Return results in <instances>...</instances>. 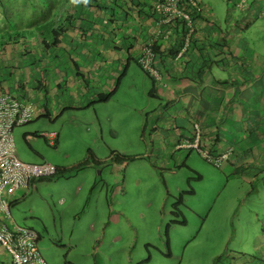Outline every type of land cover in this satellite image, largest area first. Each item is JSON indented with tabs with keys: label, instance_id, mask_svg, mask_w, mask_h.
Masks as SVG:
<instances>
[{
	"label": "rangeland",
	"instance_id": "obj_1",
	"mask_svg": "<svg viewBox=\"0 0 264 264\" xmlns=\"http://www.w3.org/2000/svg\"><path fill=\"white\" fill-rule=\"evenodd\" d=\"M242 1L205 0L223 30L229 17L234 19L232 40L242 42L239 49L248 60L264 53V15L246 12L253 2ZM92 3L0 0L3 34L17 27L36 32L39 27L52 41V30L66 23L59 20L62 14L75 13L69 23L74 27L61 38L62 46L46 50L35 40L24 45L31 54L22 58V71L38 68L35 79L48 82L40 90L29 83L26 92L46 104L51 115L46 118L37 113L32 122L14 130L18 157L25 163L48 162L67 169L87 160L92 152L102 163L91 162L90 169L79 174L17 191L14 198L19 201L11 205L8 224L39 236L38 249L47 264H261L264 188L249 184L244 168L242 175L232 167L217 166L205 157L206 151H177L172 122L161 121L157 131L164 102L150 93L155 91L154 83V94L165 89L159 81L152 82L132 63L112 101L88 107L97 92L116 87L127 65L128 46L120 26L92 20L95 16L108 19L110 14L118 18L120 13L105 11L90 19L86 11ZM132 18L136 20L135 13ZM249 22L252 27L246 31ZM111 37L114 42L109 41ZM105 45L112 49L122 45L125 51L120 60L126 63L107 53ZM7 50L8 54L1 51L7 57H0L1 66L11 58V46ZM0 78L7 92L17 94L8 83V72ZM50 134L58 135L57 145H50L45 137ZM196 174L202 179L197 180ZM258 182L264 185V178ZM183 193L179 220L186 224L170 227L171 211ZM0 251L6 252L2 246Z\"/></svg>",
	"mask_w": 264,
	"mask_h": 264
},
{
	"label": "crops",
	"instance_id": "obj_2",
	"mask_svg": "<svg viewBox=\"0 0 264 264\" xmlns=\"http://www.w3.org/2000/svg\"><path fill=\"white\" fill-rule=\"evenodd\" d=\"M156 1L158 0H93L92 4H88L86 14L90 19H92V15H98L105 11L120 13L118 18L107 13L110 14L108 19L95 16L92 20L109 23L112 27L120 26L121 31H124L123 41H126L128 45L126 49L127 65L116 87L109 92H97L88 107H95L92 104L99 95L110 92H114V96L116 95L121 85V79L125 74L127 76L132 63L138 67L137 61L142 49L151 42L161 27L162 34L155 43L156 59L153 64L157 74L154 76L157 79L153 76L152 78L154 81H159L162 88L165 89L160 93L157 91L152 97L164 102L162 105L164 110H161L162 114H158L155 128L158 129L157 131L160 130L161 121L163 123L172 122L177 130L173 131L172 129L173 133H171L177 141V151L184 148L180 147L182 144L198 142L199 151H206V154L211 156L214 161H220L217 166L232 167L242 175L241 170L244 168L248 172V183L253 186L256 183L259 188H264V185L257 183L258 179L264 178V53L258 55L255 52L257 57L249 56L248 60L245 59L239 49L242 42L238 44L232 40V35L235 32L234 19L229 17L227 28L223 30L215 22L216 20L211 14V7L205 0H196L201 10L200 14L194 16L196 30L188 48L184 50L185 37L188 32L185 23L180 22L168 27L161 25L160 18L154 10ZM251 2L253 4L247 6L246 12H250V14L259 12L262 18L264 13H261V9L264 10V0H252ZM79 7V5L76 6V8ZM136 9L137 11H135ZM134 13L137 17L136 20L132 18ZM74 16V12H64L59 20L63 23L68 17L73 19ZM229 21L233 23H229ZM252 23L256 22L252 21ZM252 23L247 24L249 28L246 31L252 27ZM64 27L67 31L64 36H67L74 24L66 22ZM77 28L81 29L82 27L77 26ZM166 34L170 36L168 39L165 38ZM88 36L85 34L86 40H90V36ZM113 40V37L109 39L111 42H114ZM105 48L111 56H119V60L121 53L124 54L125 51L122 45L113 49L110 45H105ZM100 52L101 49H99V55ZM76 67L79 68L78 65ZM36 69L29 72V76L36 77L38 75ZM42 73L46 74L47 72L44 70ZM17 74L19 77V73ZM12 78L11 82H8L9 85L13 81ZM42 80L43 85L48 87L46 79ZM153 87L156 91L155 83ZM13 95L20 97L18 93ZM25 95V100L35 104L39 116L43 117L45 110L48 111L47 116L51 115L46 104L34 101L28 94ZM107 103L109 101L99 104ZM85 108L84 106L82 109ZM164 115L165 118H163ZM179 119H182L184 123L181 124L177 121ZM196 126L199 131L196 130ZM52 135L56 134L45 135V137L50 138ZM56 137L55 145L59 138L58 135ZM191 149L196 148L189 150ZM94 183L96 184L95 180ZM16 200L17 198L14 201ZM262 233L264 238V228ZM0 264H13L11 255L7 251L5 253L0 251ZM261 264H264V261Z\"/></svg>",
	"mask_w": 264,
	"mask_h": 264
},
{
	"label": "built area",
	"instance_id": "obj_3",
	"mask_svg": "<svg viewBox=\"0 0 264 264\" xmlns=\"http://www.w3.org/2000/svg\"><path fill=\"white\" fill-rule=\"evenodd\" d=\"M183 0H158L154 10L160 18V24L172 26L176 20H183L187 27L185 37L186 50L195 33V19L189 12L181 8ZM192 5L200 12V5L191 0ZM243 3L245 0L242 1ZM162 34L160 27L151 42L147 44L138 58V63L147 72L155 73L153 64L156 53L153 49L155 43ZM169 34L165 35L168 39ZM157 76V74H156ZM37 109L29 100L20 99L9 92L0 91V246H2L12 258L13 264H47L38 249L39 236L32 230L18 226L11 227L7 221L12 217L11 203L19 190L29 191L42 179H49L57 175L58 167L45 162L41 164L25 163L17 155L14 130L34 120ZM196 130L199 131L198 126ZM51 144H56L57 137L52 135ZM183 145V146H182ZM180 147L199 149V143L189 142ZM205 157L219 165L220 161L205 154Z\"/></svg>",
	"mask_w": 264,
	"mask_h": 264
},
{
	"label": "trees",
	"instance_id": "obj_4",
	"mask_svg": "<svg viewBox=\"0 0 264 264\" xmlns=\"http://www.w3.org/2000/svg\"><path fill=\"white\" fill-rule=\"evenodd\" d=\"M196 2V0H193ZM246 1V0H245ZM157 2V1H156ZM155 5V4H154ZM244 5V4H243ZM241 4V6H243ZM181 8H183L184 11L189 12L191 15L195 16L200 14L197 9L192 5L191 0H183V2L181 3ZM68 19V20H67ZM67 19H65V21L67 23L71 22V17H68ZM182 22L183 20L179 19L176 20L174 22V24H178ZM173 24V25H174ZM18 29L11 31V33H6L3 34L2 31H0V57L1 59H6V55H3L1 53L4 52L6 54L9 53L8 47L11 46V58H9V61L6 63H4V66L0 65V74L3 72H8L9 75L11 76V78L13 80H15V82L12 81L11 86H14L16 88L17 93L20 95L19 98L24 99L26 98L25 94H28L26 91L28 89L29 83L35 84L34 89L35 90H40L41 89H45L47 87V85H43V80L38 78L35 79L36 77H33L32 75L29 76V72H32L35 69H32L31 67L28 68L27 70H25L24 72L23 67H24V62H23V57L31 54V49L27 50L26 47L24 46L25 44H30L32 42L37 41L39 42L42 46L45 47L46 50H49L51 48H58L62 45V37L66 34V29L64 26L59 27L58 29H51L52 30V35L51 37H53L52 41H49L50 37L46 38L43 36V33H41V29H39V27H37L36 29H38L36 32L32 31L31 29H24L23 27H17ZM154 51L156 50V46L154 45L153 47ZM156 53V52H155ZM39 62H34V64H36ZM138 67L144 71L146 74L147 72L140 66V64L137 62ZM19 73V77L17 76ZM147 77L150 78V80H152V82H154L153 78L147 74ZM2 80V78H0ZM3 82H7L6 80H3ZM0 91L2 92H7L6 88L0 83ZM155 91H151L150 96L154 95ZM114 96V92H110L107 94H102L99 95L97 100L94 102V104L96 103H106L110 100H112V97ZM93 105V104H92ZM48 113V111L45 110L44 112V116L46 118H49L50 116H47L46 114ZM91 162L95 163V164H102L97 157L95 156L94 153L90 152L89 158L87 160H85L84 162H81L71 168H67V169H58V173L56 176L49 178V179H42L39 182H44V181H52L55 179H58L61 176H68L71 174H77L87 168L90 167V164H92ZM197 175V174H196ZM202 177L197 175V180H201ZM186 193H183L180 198L177 200V204L173 207L172 211H171V215L173 216L174 220L171 222L170 227H172L173 225H182L184 226L186 224V221H180L179 218L182 216L181 211L179 209L180 206H183L184 204V198L183 196ZM191 195L194 194V191L190 192ZM19 200L13 201L11 203V205L17 203Z\"/></svg>",
	"mask_w": 264,
	"mask_h": 264
},
{
	"label": "clouds",
	"instance_id": "obj_5",
	"mask_svg": "<svg viewBox=\"0 0 264 264\" xmlns=\"http://www.w3.org/2000/svg\"><path fill=\"white\" fill-rule=\"evenodd\" d=\"M138 62V61H137Z\"/></svg>",
	"mask_w": 264,
	"mask_h": 264
}]
</instances>
